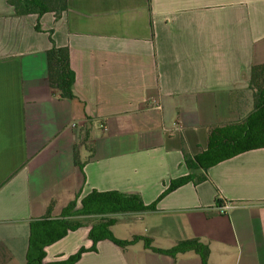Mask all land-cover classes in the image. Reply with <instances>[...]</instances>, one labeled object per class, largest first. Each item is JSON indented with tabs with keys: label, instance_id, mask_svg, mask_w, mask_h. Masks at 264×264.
Returning a JSON list of instances; mask_svg holds the SVG:
<instances>
[{
	"label": "crops",
	"instance_id": "0c3cea01",
	"mask_svg": "<svg viewBox=\"0 0 264 264\" xmlns=\"http://www.w3.org/2000/svg\"><path fill=\"white\" fill-rule=\"evenodd\" d=\"M0 0V264H25L28 223L56 219L91 191L154 203L109 227L116 241L166 250L197 238L209 264H264V148L187 170L210 132L247 115L232 107L264 64V0H66L53 14L13 17ZM50 39L67 49L74 101L47 79ZM80 165L81 169L73 164ZM229 204L224 214L219 211ZM91 221L45 247L41 264H202L87 239Z\"/></svg>",
	"mask_w": 264,
	"mask_h": 264
},
{
	"label": "trees",
	"instance_id": "16d2710c",
	"mask_svg": "<svg viewBox=\"0 0 264 264\" xmlns=\"http://www.w3.org/2000/svg\"><path fill=\"white\" fill-rule=\"evenodd\" d=\"M7 4L13 9V17L37 16L36 31H40L39 18L44 14H53L54 21L66 12V0H8ZM50 50L45 53L47 65V79L52 92L57 93L59 99L74 101L73 84L74 75L69 66L68 50L57 48L50 39ZM247 89L252 93V109L239 123L230 124L221 128H214L208 137V146L201 155L191 159L182 153L183 165L187 170L202 169L219 164L233 156L264 148V64L254 65L250 69ZM73 164L81 169L80 165ZM195 182L191 175L168 182L165 190L155 199L154 203L142 205L140 198L134 194H119L116 192L98 193L91 191L79 201L75 208L74 201L70 202L56 219H50L49 205L43 218L28 223L27 249L25 250V264H41L43 254L41 251L54 242L61 240L66 233L84 227L83 221H91L87 239L91 242L89 251H94V245L100 241H109L118 248L141 242L145 250L156 255L168 256L174 259L176 255L194 252L202 264H209L208 245L197 238L176 242L170 249L159 250L151 248L150 242L145 238L132 237L128 241H116L111 237L109 227L117 218L137 216L144 213H154L155 204L167 193L174 191L183 184ZM85 252L77 250L63 263L73 264ZM59 264V263H56Z\"/></svg>",
	"mask_w": 264,
	"mask_h": 264
},
{
	"label": "rangeland",
	"instance_id": "374dc122",
	"mask_svg": "<svg viewBox=\"0 0 264 264\" xmlns=\"http://www.w3.org/2000/svg\"><path fill=\"white\" fill-rule=\"evenodd\" d=\"M232 107L241 110L243 115H247L252 109V93L247 88L242 91H235L233 94Z\"/></svg>",
	"mask_w": 264,
	"mask_h": 264
},
{
	"label": "built area",
	"instance_id": "2783aa9c",
	"mask_svg": "<svg viewBox=\"0 0 264 264\" xmlns=\"http://www.w3.org/2000/svg\"><path fill=\"white\" fill-rule=\"evenodd\" d=\"M228 208H229V204H225L224 208H222V209L219 211V213H220V214H224L225 211H227Z\"/></svg>",
	"mask_w": 264,
	"mask_h": 264
}]
</instances>
